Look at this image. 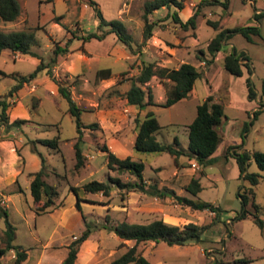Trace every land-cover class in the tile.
<instances>
[{"label":"rangeland","instance_id":"1","mask_svg":"<svg viewBox=\"0 0 264 264\" xmlns=\"http://www.w3.org/2000/svg\"><path fill=\"white\" fill-rule=\"evenodd\" d=\"M94 1L98 3L103 18L107 20L122 18L124 21L120 20L124 26L128 25L132 36V51L130 54L135 56L133 62L129 64L131 68L135 67L134 63L138 58L141 61L152 62L158 66L157 62L166 56V53L162 51V49L167 50L164 47L166 46L172 51L175 50L177 54L184 58L185 62L195 66L200 73H205L201 74L193 84L198 100L191 96L185 103H181L176 107H152L153 115L162 126L161 130L155 134V139L158 142L162 144L172 143L174 133L181 137L183 135L182 125L191 121L195 115V103L204 97L210 88L215 87L224 114L221 124L217 127V132L220 137L222 136L224 139L236 143H227L228 148L231 146L229 151L231 152L232 149V152L238 151L239 153L242 151L264 153V111L258 112L255 118L252 114L254 110L264 109V105L261 106L264 100L257 97L261 82L264 79V15L259 17L257 21L253 18V9L264 6L263 0H255L254 8L252 4L245 2V0H229V6L226 8L225 13L224 8L219 4L202 3L195 17L196 26L194 29L181 28L171 18L174 8L172 6L162 7L147 16L148 21L153 22L154 25L151 36L146 40L142 38L143 3L146 0H125V6L122 4L124 0ZM191 1L199 3L202 0ZM20 3L22 11L28 19L24 22L23 27L26 30L27 28H37L34 30L35 42L30 46V49L40 56L43 62H48L53 56L52 50L56 42L60 47L68 48L61 42L64 40V36L69 37L71 32H74L76 36H82L86 31H95L97 26L88 25L97 18L94 10L90 7L83 12L85 9L84 4L88 5L87 0H20ZM118 8H120L118 14L120 17L116 13ZM194 8L195 5L192 7L191 14ZM175 12L177 14V11ZM57 15L60 17L58 20L59 25L52 27L51 23L57 21L55 20ZM206 19L218 21L219 27L222 28L244 25L258 27L259 35H251V41L246 40L239 33H233L227 40L231 42L232 48L237 53L243 52L249 58L250 76L248 71H244L243 77H235L223 69L220 53L224 52L226 46H222L220 53L210 59L205 44L214 36L215 30L205 24ZM11 24L12 22L0 21V31L13 29L9 27ZM195 33L197 39H195ZM110 38H106L105 44L110 42ZM201 58L210 61L207 65L206 62L199 65L198 61ZM104 61L107 60L100 59L97 66L103 67ZM141 61L137 65L138 70ZM112 66L113 71H120L125 67V63L122 62V65L114 63ZM31 69L32 65L26 59L12 60L10 57L0 55V70L5 73L23 75L29 73ZM125 72H127L126 77L129 76L130 70ZM92 75L93 72L90 70L86 74V79L89 80V85L92 87V80H95L94 93L90 91L89 94L86 92L79 94V92H76L78 88L70 91L75 104L83 109L80 112V119L83 124L92 121L91 111L109 109L122 97V93L114 85L105 90H99L98 79H94ZM122 77L118 76L117 79ZM246 78L249 79L253 90L256 92L255 98L251 100L252 103L246 97L244 82ZM71 80L69 79L68 82L70 83ZM13 84L14 81L9 77L0 78V95H6ZM161 87L162 89L155 86L151 90L154 99L164 98L167 85L163 84ZM32 103V101L28 102L31 122L23 123L17 128H11V131H16L17 136L28 139H32L34 135L41 138H52L56 135L59 137L58 152L35 142L29 143L28 146L35 147L34 152L36 151L37 156L39 153L47 158L46 163H44V173L46 175L43 179L57 192L53 198L56 204L54 208L64 203L65 205L69 204L67 193L70 186L78 188L82 199L80 204L83 208L79 219H70L67 226L60 227L57 226L55 218L50 214H37L32 211L29 189L25 190L23 183L21 185L22 193H14L8 197V194L4 192V197H8V199L5 202V208L3 205H0V207L5 209L7 221L14 227L12 243L27 249L32 258L43 250L44 244H48L47 241H64L69 238L70 233L83 231L85 224H89L90 230H99L104 224L106 216L108 218L107 223L114 224L120 221L144 223L149 219L160 218L163 214H170L183 218L179 222V226L192 222L207 226V228L201 234L199 242H188L182 245H167L164 242L139 243L137 250L140 253H146L145 258L150 264H211L214 260L217 262L215 264H264V208L262 206L259 208V217L263 222L262 232L250 217L237 219L236 216L242 210L238 191L243 190L249 184L238 177L237 165L232 155L216 157L212 164L206 166L205 170L207 173L215 174L217 178L211 181L204 176L200 177L201 190L195 196L187 195V197L194 200L206 201L220 207L221 211L217 217H214V214L208 210H192L179 205L170 195L157 197L158 199L154 201L151 199L152 196L139 191L118 190L115 186L110 188L107 197L102 196L100 193H87L81 189V184L86 180L106 181L107 174L117 176L116 173L108 171L105 167L104 153L101 151L100 146L106 144L103 141L98 124L96 123L93 129L84 128L82 130L80 146L82 152L86 155H83V166L74 169L73 148L70 147L69 141L73 136V139H75L76 131L73 118L66 113V100L59 97L57 105H54L50 100L44 99L36 107H33ZM253 106L255 107L252 110ZM138 118L141 119V117ZM36 123H55L56 126H44L42 131L35 132ZM128 126L129 130L135 129L129 119ZM244 126H246L245 130H243ZM5 133L4 131L3 134ZM121 134L116 131L113 135L119 136ZM132 154L145 164L157 160L163 166V170L160 169L164 180L170 182L176 188L177 193H182L181 189L184 190L189 175L170 178L173 159L167 152L139 153L132 149ZM185 157V155H179L177 159L180 158L181 161L185 160ZM247 171L261 174L252 159L249 161ZM147 173L148 169L145 170V174ZM197 174L198 168L191 176ZM119 178L122 181L132 180V177L127 173L120 174ZM252 193V199L250 198L251 194L249 195L251 202L263 205V178H260L258 183L252 187ZM244 208L250 212L253 210L250 201ZM226 219L227 221H225ZM4 228L5 219L0 217V238ZM100 234L103 236V248L108 252L116 251L113 253V257L124 250V247L117 244L119 239L116 235L112 233L110 235L109 231L104 229ZM132 244L133 242H128L126 246ZM0 246H2L1 242ZM56 247H58L56 244L48 246L49 250L44 254L46 264H54L56 259L64 253V249ZM13 254V251L6 252L0 260V264H12ZM106 259L99 262L95 258L91 261V264H103ZM240 259L241 261H236Z\"/></svg>","mask_w":264,"mask_h":264},{"label":"trees","instance_id":"2","mask_svg":"<svg viewBox=\"0 0 264 264\" xmlns=\"http://www.w3.org/2000/svg\"><path fill=\"white\" fill-rule=\"evenodd\" d=\"M51 1V0H48ZM186 0H146L143 3V28H142V38L146 40L151 36V31L153 28V22H149L147 16L162 7L172 6L176 10H180ZM202 3L206 4H219L224 9L228 6V0H202L195 5L192 14L184 21L181 22L176 14L172 12L171 18L175 23L183 29L192 28L196 26L195 17L197 15L198 8ZM87 4L91 6L94 10L95 16L97 18V26L95 31L85 32L80 38L82 40H87L90 38L102 39L106 34L113 33L117 40L129 51L132 50V37L127 31L123 22L120 19H105L103 18L101 11L94 0H87ZM20 12L19 3L17 0H0V21L2 22H12L15 21ZM264 15V10L255 13L253 18L258 20L259 17ZM57 16L55 20H58ZM205 24L210 26L215 30V34L206 43V50L210 55V59L216 55V53L221 50L222 45L226 43L229 37L233 33L241 34L246 40L251 41V35H259L257 26H235L232 28H222L219 27L218 21H213L206 19ZM37 29V28H35ZM16 30V31H0V51L9 50L12 52H17L22 55H31L39 59L38 64L34 69L22 76L14 77L15 84L10 87L8 93L5 96H0V127L3 126L5 130L11 128H17L27 120L24 119H14L8 121L6 114V97L10 96L12 92L16 91L22 83H28L36 74L44 68L46 73L51 78V66L55 63V57L66 52L65 47H60L57 43L52 50L53 56L48 62H43L42 58L31 51L30 46L35 42L34 30ZM71 35H74L71 32ZM74 37V36H73ZM70 38L64 43L65 46L69 43ZM236 51L233 49L231 52L225 54L222 59L223 69L230 75L238 77L241 75V66H244L248 73H250V67L247 63L249 58L244 55L243 52H239L236 55ZM240 59L245 60L240 62ZM210 60L206 59V64ZM127 72L120 73V77H124ZM0 75L7 76L5 73L0 71ZM109 75L108 69H100L96 72V77H107ZM156 76L163 84L167 85L165 99L160 104L162 107H167L173 103L181 100L188 96L192 89L194 81L200 77L201 73L196 69L195 66L188 62L181 63L177 68H167L156 66L152 62L141 61L138 73L116 80L114 86L118 85L123 79L129 80L128 89L122 93V97L126 99L128 104L135 105L139 109H144L148 105H155L153 102V96L151 93V88L148 84L152 76ZM58 85V95L63 97L67 102V113L73 118L75 123L76 136L74 143L72 144L73 156H74V169L81 168L84 163V156L80 143L82 142L81 132L82 129L88 128L93 129L96 123L83 124L80 119V112L83 111L82 108L78 107L70 96L69 89L66 85L59 81H56ZM246 85V97L249 101L253 100L256 96V92L253 90L251 83L248 78L245 79ZM258 99L264 100V79L261 82L260 92L258 94ZM261 104V106H263ZM263 110H254L252 112L253 118L256 114ZM224 116L223 108L220 102L214 101L211 95L205 97L204 100L200 101L195 107V115L187 125V146L185 149L179 148L177 146V141L173 140L171 144H162L155 139L154 134L159 131L162 126L158 123L157 119L151 111H146L142 119L137 116L129 118L133 123V127L136 129L132 141V149L139 153H160L167 152L172 158L173 162L179 155H185L188 158H193L198 165V174L191 176L187 183L184 185V190L191 196H195L197 192L201 190V185L199 183L200 177L203 175V169L209 166L214 161V152L216 151L221 137L217 132V127L220 124L221 118ZM246 126L243 127L245 130ZM32 142L39 143L48 149L54 151H59V137L56 135L52 138H38L32 140ZM101 151L104 153L105 167L108 171L114 172L117 176L107 174L106 181H98L95 179L86 180L81 184V189L87 193H100L102 196L107 197L110 193V188L115 186L118 190L125 191H139L148 196L152 197H163L165 195L172 196L179 205L186 206L192 210H208L214 214V217L220 213V207L213 205L212 203L194 200L189 197L175 195L172 190L167 188H158L155 183H150L145 185L142 172L143 163L139 160H132L130 157L126 156L123 158L117 157L112 153L106 145H102ZM231 147V146H230ZM229 147V148H230ZM227 147L225 150L224 157L228 155H233L235 163L238 169V177L243 181H246L249 186L243 190L238 191V196L241 200V213L237 215V219H242L245 217H250L252 221L258 226L260 231L263 229V222L259 217V208L263 205L255 204L249 199L251 194V199L253 198L252 187L255 186L260 178L264 179V153L259 151H253L247 153L245 151L230 152ZM40 159V168L35 173L31 174V180L29 182V193L31 196V202L34 213H45L48 210L54 208L56 205L54 203V196L57 192L54 188L45 182L43 177L46 175L44 173V157L38 153ZM250 159H252L259 173H251L247 171V166ZM122 173H127L132 177V180L122 181L119 175ZM69 190L75 196V206L80 210L79 201V191L75 186H70ZM250 201L253 208L252 212L246 210L244 207ZM0 217L5 219V228L2 232L0 242V257L6 252L13 250L14 259L12 264H19L25 259L26 253L18 245L12 243L14 237V227L7 221V215L5 209L0 207ZM107 216L105 217V222L102 224V228L113 232L121 241L128 240L132 241L131 246H124L121 242L119 245L124 247V250L113 257L108 264H149L148 260L142 256L139 250H137V245L139 243L151 241L153 243L164 242L167 245H182L188 242H199L201 240V234L207 228V226L197 225L192 222H187L182 226L173 225L164 222L162 219H153L147 223H134L127 221H120L114 224L107 223ZM90 233L89 224H85V229L83 232L73 240L67 247L66 257L62 260L60 264H72L75 259V254L77 251L78 244L83 241L87 235ZM236 261H241L236 260ZM217 263L214 260L211 264Z\"/></svg>","mask_w":264,"mask_h":264},{"label":"crops","instance_id":"3","mask_svg":"<svg viewBox=\"0 0 264 264\" xmlns=\"http://www.w3.org/2000/svg\"><path fill=\"white\" fill-rule=\"evenodd\" d=\"M17 1L19 3L20 12L16 20L12 21L11 26H9L13 29L7 30V31L26 30V28L23 27V24L24 22L28 21V19L25 13L22 11L20 0H17ZM245 2L252 4L253 8L255 7V0H245ZM197 3L198 2L186 0L184 2L183 7L180 10H176L173 7L174 8L173 12L177 11V16L179 20L181 22H184L191 15L193 5H196ZM122 4L125 6L126 1L124 0V3L122 2ZM228 6H229V0H228ZM84 7L85 9L83 10V12H85V10L88 7L91 8V6L86 5V4H84ZM158 10H155L154 12ZM263 10H264V6H259L257 8H254L253 16L255 13H259ZM225 11L226 9H224V13ZM119 12H120V8H118L116 12L118 17H120L118 15ZM59 19L60 17H58V20ZM120 19L123 20L122 18ZM58 20L51 23L52 27H56L59 25ZM88 25L95 27L97 25V20H94L92 23ZM249 26H253V25H249ZM125 27L127 31L129 32L128 25H126ZM7 31H4V32H7ZM86 32H90V30ZM72 33L74 35H71L70 33L69 37L64 36L65 41L64 40L61 41L62 43H65L70 38V41L67 44L68 46L67 51L64 53L58 54L55 57V63L51 66V75L53 78L48 76V74L46 73L47 68H44L41 71H39L36 74V76L32 78L28 83H22L21 86L16 91L12 92L10 96L6 97L7 107L5 111H6L9 122L16 118L27 120L25 123L31 122L28 102L32 101L33 107H36L39 104H41L44 99H46V100H50L54 105H57V99L61 96L58 95V85L56 81H59L62 84L66 85L67 88L69 89V92L71 91V89L78 88V91L76 90V92H79V94H81L82 92H86L89 94L90 91L91 93L92 92L94 93V90H95V87H94L95 80H92V84H93V87H92L89 85V80L86 79V74H88L90 70H92L93 72V75H92L93 78L98 79L99 90H105L115 85L117 77L120 76V73L122 72L130 70V72L128 73L129 76L138 73L139 70H138L137 65L141 61V59L138 58L136 62L134 63L135 67L131 68L129 64L133 62V60L135 59L133 57L135 56H132L130 54V52L117 40L116 36L113 33L106 34L102 39L90 38L87 40H82L80 38L81 36H76L74 32ZM108 37H111L110 42L105 44V40ZM195 39H197L196 33H195ZM195 42L197 41L195 40ZM56 43L58 44V42ZM222 46H226V48L224 49V52L220 53L219 52L220 50H219L216 54L220 53L221 58L223 59V56L225 54L233 50L232 48L233 46L230 41H226V43L223 44ZM164 47L167 48V50L165 51L162 49V51L166 53V56L165 58H161L160 61L157 62L158 66L175 69L181 63L185 62L184 58H182L181 55L177 54L175 50L172 51L170 50V48L166 46ZM0 55L10 57L12 60L26 59L32 65L31 71L34 69V67L39 62V59L35 56L22 55L17 52H12L6 49L1 50ZM100 59L107 60L103 62V64L105 63L103 67L97 66ZM244 61L245 60L240 59V62H244ZM122 62L125 63V67H123V69H121L120 71H113L112 64L119 63L120 65H122ZM198 62H199V65H202L203 63H205V58L199 59ZM247 63L249 65L248 61ZM100 69H108L109 75L107 77H96V72ZM0 71L5 73L2 70ZM241 71L242 73L238 77H243L244 71L247 72L244 66H241ZM5 74L7 76L0 75V78L9 77L11 80L14 81V84H15V79L13 76L15 77L22 76V74H19V73H10V74L5 73ZM201 74H205V73H201ZM23 75H26V74H23ZM250 75L251 74L249 73V76ZM69 79H72L70 83L68 82ZM148 84L151 86V90L154 89L155 86L162 89L161 85H163L161 81L154 75L150 78ZM116 87L118 88V91L120 93H124L129 87V80L123 79L118 85H116ZM216 90L217 89H215V87L210 88L206 92L204 97H202L199 101H197V103H195L194 108L200 101L204 100L205 97L208 95H211L214 101L219 102V97L218 95H216ZM224 93L226 94V92ZM191 96H193L196 100H198L197 95L195 93L194 86H192V89L189 92L187 97L182 98L181 100L167 107H176L177 105H180L181 103H185ZM164 99H165V96L164 98H161V99L153 98V102L155 105H148L144 109H139L135 105L128 104L126 99L121 97V99L116 101V104L113 105L109 109H104V110L95 109L91 111L92 121L89 123L98 124V127L100 128V132L102 134L103 141L106 144V147L112 153H114L117 157L123 158V157L128 156L132 160L141 161L139 158H137L136 156L132 154V141L136 133V129L129 130L128 119L129 117L133 118L136 116L141 117L142 119L146 111H151L152 113H154V111L152 110V107H162L160 106V104L164 101ZM250 103H252V101H250ZM254 107L255 106L252 107V110L254 109ZM189 123L190 121L182 125L183 135L181 137H178L175 133L172 137L171 142L173 143V140H176L177 146L179 148L181 146V148L183 149L187 146V141H188L187 125ZM36 124H37V127L34 128L35 132H38V130L42 131L44 126H48V125L56 126L55 123H49V124L36 123ZM220 124H221V121H220ZM4 131L6 132L5 134H3ZM116 131H119V133L120 134L122 133V134L119 136L113 135L114 132ZM0 133H1V137H0V199H1V202H0V205H3L5 208V202L8 199V197H10L14 193H22L23 190H22L21 185L24 184L25 190H27V188L29 189V182L31 180V174L39 170L40 159L38 158L36 151L34 152V150L36 149L35 147L28 146V145L29 143H32V140H35L41 137H38V135H34L32 139L23 138L21 136H17L16 131L13 132L11 131V129L5 130L3 126L0 127ZM73 138L74 136L69 141L70 147L74 143ZM227 143L236 144L235 142L228 141L221 136V141L216 151L213 154L214 159L216 157H224L225 150L228 145ZM167 144H171V143H166V145ZM82 153L83 155H86L84 152ZM231 153H232V149H231ZM228 156H231V155H228ZM155 157L157 158V156ZM46 159L47 158L44 157V163H46ZM172 164H173V168L170 173V178L174 176H180V175H183V176L189 175V178H190V176L194 173L195 169L198 168V165L195 162V160L193 158H188V157H185V160H181V161H180V158H178L176 159L175 163L172 161ZM143 165L144 167H143L142 176H143L145 185H148L150 183H155L158 188L165 187L169 190H172L175 195L185 196V197H187V195L191 196L183 189H181L182 193H177L176 188L170 182H166L164 180L163 175L161 174L163 170V166L160 165L157 162V160H155V162L148 163V164L143 163ZM160 168H162V170ZM205 168L203 169L202 176H204L205 178L211 181L214 178H217V176L215 177V174L207 173ZM146 169H148L147 174H145ZM4 192L8 194L7 195L8 197H4L3 195ZM67 194H68L67 196H69L68 205H65L64 203L61 206L52 208L48 210L47 212H45L53 216L56 220L57 226H60V227L67 226V223L69 222L70 219H79L80 212L81 210H83L80 204L82 199H80L79 201L80 210H78L75 206L76 199H75L74 194L70 190ZM151 199L155 201L158 198L151 197ZM154 219H157V218H154ZM160 219H162L166 223L173 224V225H178L179 222L183 220V218L179 216H174L170 214H163V216L160 217ZM151 220L153 219H149L144 223H147ZM225 221H227V219ZM103 229L104 228L100 227L99 230H94V229L90 230V233L87 235V237L78 244L77 251L75 254V259L72 264H91V261L95 258L99 262H101L103 261L102 259H106V257L107 259L105 262H103V264H108L110 262V260L113 258V253H115L116 251L108 252L103 248L104 247L103 236L100 234V232H103ZM82 232L83 231L80 230L79 233H70L69 238L64 241L63 240H56L53 242L47 241L48 244L45 243L43 250H41L39 254H37V256H33V258L27 249H24L21 247L22 249H24L26 253V257L19 264H46L44 261V254L47 253V250H49L48 246L51 244H56V246H58L56 248L64 249V253L60 257H58L56 261L54 262V264H60L62 260L66 257L68 245L73 240H75ZM109 233L110 235L111 233L114 234L111 231H109ZM121 242L124 244V246H126L128 242H132V241H128V240L121 241L119 239V242H117V244H120ZM147 242L153 243L151 241H147ZM10 251H13V250H10ZM141 254L143 257H146V253L141 252ZM0 260H2V256L0 257ZM95 264H98V263H95Z\"/></svg>","mask_w":264,"mask_h":264}]
</instances>
